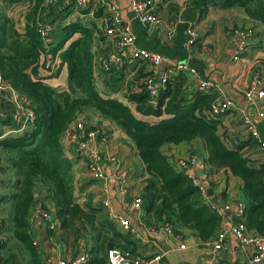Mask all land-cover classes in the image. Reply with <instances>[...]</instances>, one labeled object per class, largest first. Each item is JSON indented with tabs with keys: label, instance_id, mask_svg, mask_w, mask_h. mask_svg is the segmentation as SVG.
<instances>
[{
	"label": "trees",
	"instance_id": "trees-1",
	"mask_svg": "<svg viewBox=\"0 0 264 264\" xmlns=\"http://www.w3.org/2000/svg\"><path fill=\"white\" fill-rule=\"evenodd\" d=\"M206 1L217 9L241 8L253 23L264 27V0H198ZM4 4L28 6L24 30L16 29ZM72 9L61 0H0V76L31 102L36 115L34 124L23 132L5 136L7 130L17 131L21 124L7 102L8 94L3 95L0 208L6 217L0 215V264H47L32 234L31 215L38 206L46 211L51 206L58 223L56 230L47 229L48 238L67 250H77V255L86 251L87 264H110L112 250L132 257L138 254L131 234L108 217L104 205L94 203L93 195L84 188L76 189L73 164L65 155L62 139L79 117L90 112L117 125L134 143L150 175L142 191L149 216L167 214L165 224L178 233H194L202 244L213 241L221 231V221L205 202L195 179L176 168L163 152L168 145L200 140L207 153L204 165L223 169L240 181L244 215L240 220L234 218V224L243 223L250 234L264 238V162L247 154L246 148L257 145L250 137L233 139L223 130L227 112H212L217 95L190 92L189 78L179 74L152 104L143 72L129 81L124 73L127 65L120 72L105 73L112 75L114 83L101 92L96 67L104 54L94 45L97 38L99 43L104 41L105 53L107 37L94 26L58 21L72 14ZM104 11V7H96L95 16L102 17ZM43 24L50 27L48 40L39 34ZM64 73L66 84L54 86L52 81ZM209 197L215 200L213 195ZM87 237L91 246L83 249ZM16 257L20 259L17 263Z\"/></svg>",
	"mask_w": 264,
	"mask_h": 264
},
{
	"label": "crops",
	"instance_id": "crops-1",
	"mask_svg": "<svg viewBox=\"0 0 264 264\" xmlns=\"http://www.w3.org/2000/svg\"><path fill=\"white\" fill-rule=\"evenodd\" d=\"M51 1L56 2V0ZM105 1L115 4L124 22L131 24L137 35V47L160 53L166 59L159 69V74L165 73L170 67V63L188 61L192 67L199 71L203 79L214 82L217 89L208 93L216 94L220 101L224 99L232 104L231 110L222 119L223 130L233 139L247 140L248 136L240 125V114L246 110L253 111L246 104L243 94L253 74L260 73L264 81V37L260 36V33L264 32L263 26L253 23L241 8L217 9L208 1L200 3L198 0L197 3L195 0H191L190 3L186 0H159L158 15L163 24L153 26L142 24L136 19L131 7V0ZM20 6H24L22 12L19 8L14 9L13 15L8 14V16L15 22V25H18V19L16 20L14 17H22L19 19L22 31L26 27V14L29 9L27 5ZM72 10V14L58 21L63 25L81 22L91 28L94 26L104 31L103 18L107 15L106 10L102 17L95 16V6H90L87 13L81 12L80 17H76L74 8ZM179 19L181 22H178ZM173 26H176V30L173 37L170 38L169 30ZM234 27H254L257 30V37L248 46L246 54L239 62L232 61L236 46V41L231 35V29ZM191 28L195 30L197 39L191 50L188 51L186 44L190 38L188 31ZM98 41L97 38L94 45L95 50L103 55L104 41L100 43ZM97 61V80L100 91L105 92L108 89L106 85L113 82L110 80L112 75L103 73L99 59ZM123 67L114 70L120 72ZM139 71H142L145 77L146 73L150 72V67L142 62L129 64L124 70L126 79L130 81ZM52 84L63 87L66 81L61 76L60 79L52 81ZM188 90L190 92L198 90V83L191 77L188 81ZM258 108L264 109V100L258 103ZM83 118L87 120V130L99 128L106 134L107 143L106 145L103 142L100 143V147L116 155L119 163L130 170V177L124 187L122 182L114 179V166L107 164L104 167L106 181L103 183L94 181L88 174L79 151L74 146L65 144L62 139L65 155L73 164L74 180L81 175V172H84L82 175L88 176L91 180L87 185L94 184L88 189L85 188L87 185L78 188H84L87 194L93 195L96 204L102 203L103 205L104 201L108 200L115 213L130 222L133 229L132 234L130 233V240L135 243L134 246L138 253L136 257L148 258L156 254H163L164 264H255L251 262L253 250L240 247L230 233L235 222L231 213L236 211L237 203L242 201L240 181L223 169H211L204 165L207 153L200 140L168 145L163 148V152L173 165L178 159L196 155L199 165L195 168L193 175L208 189L209 195L205 202L207 204L213 202L218 207L229 205V213L223 218L219 229L227 232V244L220 251H215L210 242L202 244L197 236L190 231L179 232L184 237L183 241L166 234L161 228L165 225L168 215L149 216L145 201L141 210L133 209L130 200L142 197L145 181L150 178L134 143L117 125L102 119L96 113H87ZM257 130L261 140L264 141V123H259ZM247 149V154L252 159L264 162V151L258 145ZM199 174L200 176H198ZM75 186H77V182H75ZM210 195L215 197L214 201L209 197ZM47 209L51 215V221L56 224L52 230H56L58 223L51 212L53 208L47 206ZM41 210L44 209L38 206L31 215L35 246L43 250L47 264H59L62 260H71L77 255V250H67L54 238H48L47 229H51L50 223L43 217ZM114 223L121 228L118 222ZM81 245L83 249H89L90 238H84ZM181 245H184L185 248L181 249ZM18 257H16V263L20 260ZM259 264H264V259Z\"/></svg>",
	"mask_w": 264,
	"mask_h": 264
},
{
	"label": "built area",
	"instance_id": "built-area-1",
	"mask_svg": "<svg viewBox=\"0 0 264 264\" xmlns=\"http://www.w3.org/2000/svg\"><path fill=\"white\" fill-rule=\"evenodd\" d=\"M65 5H71L76 12V17H80V13L88 9L90 6L104 7L107 15L103 18L104 35L107 37V51L99 58L100 68L104 73H110L114 69L137 62L146 63L150 67V72L144 77V85L152 100V104H156V99L159 92L165 89L168 81L179 74H183L188 78L191 77L198 83V90L202 92H211L217 89V85L209 80L201 77L199 71L192 67L188 61L170 63V67L165 73L159 74L160 67L166 62V59L160 53L149 51L136 46L137 35L134 32L131 24L124 22L118 7L115 4L106 2L105 0H61ZM190 3L191 0H186ZM159 0H131V7L136 19L142 24L159 26L163 24L162 19L158 15ZM182 12V11H181ZM181 22V19L178 20ZM176 30L173 26L169 30V37L172 38ZM39 34L44 40H48L50 27L46 24L40 25ZM189 40L186 44L188 51L197 39V34L193 28L188 31ZM231 35L236 41L235 52L232 56L233 62H239L246 54L248 46L253 43L256 38V33L252 28H236L231 31ZM7 93V102L11 103L15 115L18 117V122L21 128L17 131L7 130L5 136L10 134H19L27 127L33 125L36 119L35 111L28 99H25L18 92L13 90L9 85L2 80L0 76V106L3 95ZM244 99L248 107L253 109L243 111L240 114V125L246 135L250 137L264 151V141L261 140L257 130L259 123H264V109L258 108V103L264 100V81L260 73H254L250 79L247 88L244 91ZM232 104L230 101L220 98L212 105L214 115H221L230 111ZM87 120L79 117L68 129L63 137V141L68 146H74L80 153L87 172L90 177L96 181L103 183L106 181L104 167L113 165L115 168L114 179L122 182L123 186L127 184L130 177V170L119 163V159L111 152L100 147V143L106 145L107 137L99 128L87 130ZM199 165V160L196 155H191L188 158H181L175 164V167L180 170H186L191 178L195 179V184L200 188L204 199L208 198V189L206 186L193 175L195 168ZM126 192V188H125ZM130 205L135 210H141L144 200L142 197L130 200ZM108 217L121 225L122 230L131 233L133 229L129 221L115 213L111 203L105 200L103 203ZM212 209L215 210L217 217L222 222L226 214L229 213L230 207L225 204L222 207L216 206L213 202L209 203ZM44 218L50 223V228L54 229L56 224L51 221V215L41 210ZM235 219H242L244 215V204L242 201L236 205V211L231 213ZM166 234L176 237L183 241L184 237L181 233H177L174 227L166 223L162 228ZM230 233L234 236L236 242L242 248H251L253 256L251 262L259 264L264 259V238L250 234L243 223L234 224L231 227ZM215 251L224 249L227 244V232L220 231L215 239L210 242ZM36 245V243H34ZM181 249L185 246L181 245ZM110 264H164V255L156 254L153 257L138 258L132 257L128 253H123L120 250H112L109 252ZM88 256L86 252H81L76 257L69 261L62 260L59 264H87Z\"/></svg>",
	"mask_w": 264,
	"mask_h": 264
},
{
	"label": "rangeland",
	"instance_id": "rangeland-1",
	"mask_svg": "<svg viewBox=\"0 0 264 264\" xmlns=\"http://www.w3.org/2000/svg\"><path fill=\"white\" fill-rule=\"evenodd\" d=\"M4 9H5V11H6V13L7 14H10L11 16L13 15V11H14V9H20V11L22 12L23 11V7L24 6H15V7H8V6H6V4H4ZM11 12H12V14H11ZM16 20L18 19V25H15V27H16V29H18L19 31H21V28H22V25H20V21H19V19H22V17H14ZM236 28H252L254 31H255V33H256V37H257V30H256V28H254V27H234V28H232L231 29V31L233 30V29H236ZM260 36H263L264 37V32H261L260 33ZM66 77H67V75H66V73H64V75H63V79L66 81ZM114 83V82H113ZM117 85V84H116ZM115 85V86H116ZM121 85H118V87H120ZM83 117V116H82ZM84 172H81V175L78 177V178H75V182H77V186H76V189L77 190H80L79 188H81V187H85L86 185H87V183L88 182H90L91 180H90V178L88 177V176H84V175H82ZM73 174H74V169H73ZM94 183H90L89 185H87V187H85L86 189H88L89 187H91L92 185H93ZM79 187V188H78ZM0 215L1 216H3V217H6V214H4L3 213V211H2V207L0 208Z\"/></svg>",
	"mask_w": 264,
	"mask_h": 264
},
{
	"label": "water",
	"instance_id": "water-1",
	"mask_svg": "<svg viewBox=\"0 0 264 264\" xmlns=\"http://www.w3.org/2000/svg\"><path fill=\"white\" fill-rule=\"evenodd\" d=\"M183 173H187V171L186 170H183ZM201 175L203 174V172L202 173H200ZM200 174L198 175V176H200Z\"/></svg>",
	"mask_w": 264,
	"mask_h": 264
}]
</instances>
